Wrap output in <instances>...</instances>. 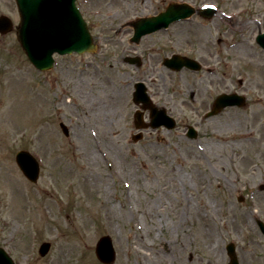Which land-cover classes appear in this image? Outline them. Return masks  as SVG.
I'll return each instance as SVG.
<instances>
[{"label": "rangeland", "instance_id": "rangeland-1", "mask_svg": "<svg viewBox=\"0 0 264 264\" xmlns=\"http://www.w3.org/2000/svg\"><path fill=\"white\" fill-rule=\"evenodd\" d=\"M91 1L94 52L56 55L42 72L13 35L0 44V246L15 264H103L94 250L108 234L112 264H208L210 255L211 264H228L225 246L233 242L240 264H264L254 219L264 221V51L253 39L264 27V0H188L219 2L220 14L172 24L139 47L129 44L127 22L173 0ZM1 12L18 22L14 0H0ZM226 14L241 30L220 22ZM241 38L245 45L227 48ZM174 46L190 49L205 69L148 71L150 94L177 125L143 128L135 138L129 83L136 68L122 57L145 49L165 71L161 59ZM230 92L244 95V106L205 118L214 98ZM189 124L196 138L186 136ZM21 149L40 160L36 182L15 162ZM198 210L214 221L217 262ZM43 241L51 248L41 257Z\"/></svg>", "mask_w": 264, "mask_h": 264}, {"label": "water", "instance_id": "water-1", "mask_svg": "<svg viewBox=\"0 0 264 264\" xmlns=\"http://www.w3.org/2000/svg\"><path fill=\"white\" fill-rule=\"evenodd\" d=\"M21 16L18 29V39L29 59L39 69L52 66V53H59L92 49L91 37L81 15L74 7V0H16ZM165 21V14L143 19L135 26V37L155 28L157 23ZM166 23V22H164ZM158 25L156 27H159ZM264 46V34L258 37ZM239 99V98H238ZM235 95L222 94L216 99L214 111L221 106L240 104ZM66 131V129L64 128ZM17 162L25 175L35 181L38 176V164L26 151L17 154ZM261 228L264 226L260 223ZM49 245H42L40 252L45 254ZM230 253L233 264H236L234 255ZM97 256L105 263L114 260V250L108 237H103L97 244ZM0 264H13L12 260L0 248Z\"/></svg>", "mask_w": 264, "mask_h": 264}, {"label": "bare ground", "instance_id": "bare-ground-1", "mask_svg": "<svg viewBox=\"0 0 264 264\" xmlns=\"http://www.w3.org/2000/svg\"><path fill=\"white\" fill-rule=\"evenodd\" d=\"M243 45H245V44L241 43V46H243ZM262 81H264V78L262 79ZM94 157L95 156H93V158ZM198 211L202 212L201 215L203 218V221L201 223V234H202L203 243L206 245L208 251L212 254L214 261L217 262L218 261L217 257H219V250L217 249L218 246L215 244L216 243V233H215L214 221H213V219H211L209 217V214L207 211H204V212L201 210H198ZM207 256H208V254H207ZM205 259H206V261L208 260L207 261L208 264H211V262H210L211 255H210V257L208 256V258H205Z\"/></svg>", "mask_w": 264, "mask_h": 264}, {"label": "flooded vegetation", "instance_id": "flooded-vegetation-1", "mask_svg": "<svg viewBox=\"0 0 264 264\" xmlns=\"http://www.w3.org/2000/svg\"><path fill=\"white\" fill-rule=\"evenodd\" d=\"M14 32V29H12V31H10L9 33H7V34H1L0 33V44H6V43H4V40H5V38L9 35V34H12ZM140 52H141V55H143L144 54V50L142 49V50H140ZM143 66V63H142V65L140 66V67H137V71H138V73H143V72H145L146 70H148V69H146V70H142L141 69V67ZM151 68L154 70V71H156L157 69H158V66L155 64V63H153L152 65H151ZM151 69V70H152Z\"/></svg>", "mask_w": 264, "mask_h": 264}]
</instances>
